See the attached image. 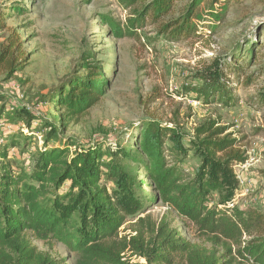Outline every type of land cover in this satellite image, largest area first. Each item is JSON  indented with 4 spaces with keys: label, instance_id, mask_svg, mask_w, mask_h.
Listing matches in <instances>:
<instances>
[{
    "label": "trees",
    "instance_id": "obj_1",
    "mask_svg": "<svg viewBox=\"0 0 264 264\" xmlns=\"http://www.w3.org/2000/svg\"><path fill=\"white\" fill-rule=\"evenodd\" d=\"M178 1L121 0L130 10L125 31L113 20L109 23L120 35H134L155 24L158 34L170 40H202L215 33L233 7L252 15L248 2H263L213 0L207 15L214 24L205 32L200 23L207 19L199 10L205 0H187L174 17ZM23 9L0 4V36L9 31L0 41V75L7 78L28 63L21 35L8 26L12 14ZM263 33L260 20L229 59L204 63L193 72V84L183 85L180 94L193 93L203 104L229 106L239 102L240 87H256L253 100L264 105V83H258L264 77ZM93 57L80 62L86 75H73L44 98L56 109L52 119L37 118L24 107L14 108L7 117L5 106L0 108V123L20 118L28 132L46 130L41 146L33 151L34 136L0 126V264H63L40 250L37 240L64 244L80 253L84 264H133L123 256L130 250L144 258V264H264V208L229 206L240 186L234 165L246 156L238 140L224 135L227 127L209 120L191 137L180 125L151 117L132 143L114 148L64 135L70 122L80 121L100 101L108 82L103 68L92 64ZM190 151L200 159L191 172L184 164ZM141 175L151 191L142 189ZM158 199L194 225L208 245L187 240L165 221L149 222L150 235L137 228L136 235L120 237L128 217L143 213Z\"/></svg>",
    "mask_w": 264,
    "mask_h": 264
},
{
    "label": "rangeland",
    "instance_id": "obj_2",
    "mask_svg": "<svg viewBox=\"0 0 264 264\" xmlns=\"http://www.w3.org/2000/svg\"><path fill=\"white\" fill-rule=\"evenodd\" d=\"M212 1L205 0L199 7L207 19L200 23L205 32H211L207 26L214 24L207 15ZM0 4L25 8L12 14L8 26L15 27L21 35L28 58L24 70L12 78H7L5 73L0 75V95L4 97L0 108L5 106L4 116H12L14 112L10 108L15 106V109L26 108L37 118L52 119L56 109L49 101H43L44 98L47 100L51 92L73 75H86L80 62L93 55L92 64L103 68L100 71L108 82L100 101L80 121L70 122L65 136L86 142L101 141L104 147L114 148L117 143H132L141 125L151 117L178 124L191 137L199 125L215 120L216 126L227 127L224 135L238 140V146L250 159L248 167L239 173L243 181L236 192V206L240 209L264 208V105L253 100L256 87H240L239 102L229 106L203 104L193 93L180 94L183 85L193 84V72L204 63L217 58L229 59L244 45L251 28L264 20V0L248 2L252 5L248 9L252 15H242L241 8L233 7L223 15L215 33L206 34L202 40L189 41H173L160 35L155 24L147 25L134 35H120L130 15L121 0H0ZM186 4L187 0L178 1L174 17ZM111 20L121 31L115 30L109 23ZM8 34V30L3 32L0 41ZM258 83L263 84L264 77ZM15 120L0 126L6 132L19 129L34 136L32 150L35 151L41 146L46 130L28 132L25 119ZM199 163L193 151L184 161L190 172ZM239 171L235 169L236 173ZM141 178L142 189L151 191L147 179L143 175ZM161 221L168 222L187 240L208 245L200 239L194 225L179 218L161 200L143 213L128 217L121 227L120 237L136 235L137 228L150 235L149 222L158 225ZM35 244L63 264H84L80 253L69 250L62 243L37 240ZM218 248L221 254L223 249ZM123 256L133 264L146 262L131 250ZM238 263L239 260L235 262Z\"/></svg>",
    "mask_w": 264,
    "mask_h": 264
},
{
    "label": "built area",
    "instance_id": "obj_3",
    "mask_svg": "<svg viewBox=\"0 0 264 264\" xmlns=\"http://www.w3.org/2000/svg\"><path fill=\"white\" fill-rule=\"evenodd\" d=\"M14 106H12L11 108H10V110H14ZM5 122L6 121H2L0 124L2 125V126H5ZM2 128V127H1ZM3 129V128H2ZM4 130V129H3ZM2 141V140H1ZM249 162H250V159L249 158H247L246 157V160L245 161H243V162H239V163H236L235 165H234V169H236L237 170V168H239V172L238 173H236L237 174V177H238V179L242 182L243 181V178H242V174L240 175L239 173L240 172H242L243 170H245L247 167H248V165H249ZM237 172V171H236ZM235 198H234V200H233V202H231L230 204H229V206L230 207H233L234 205H235Z\"/></svg>",
    "mask_w": 264,
    "mask_h": 264
}]
</instances>
